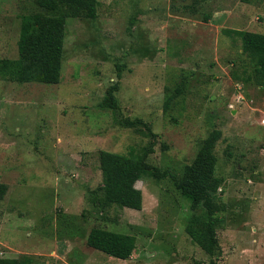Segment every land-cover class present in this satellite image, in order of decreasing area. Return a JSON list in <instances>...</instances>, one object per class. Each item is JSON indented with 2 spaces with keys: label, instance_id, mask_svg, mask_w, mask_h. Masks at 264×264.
Here are the masks:
<instances>
[{
  "label": "rangeland",
  "instance_id": "374dc122",
  "mask_svg": "<svg viewBox=\"0 0 264 264\" xmlns=\"http://www.w3.org/2000/svg\"><path fill=\"white\" fill-rule=\"evenodd\" d=\"M99 1L97 18L67 19L59 83L0 78V253L28 264H264V87L245 81L252 66L235 31L264 33V0ZM39 11L37 0H0V58L19 57L22 17ZM117 81L119 108H102ZM214 129L218 256L187 232L200 200L171 175L136 182L140 210L97 204L101 150L148 153L160 174L180 175ZM94 227L134 234L132 256L88 246Z\"/></svg>",
  "mask_w": 264,
  "mask_h": 264
},
{
  "label": "trees",
  "instance_id": "16d2710c",
  "mask_svg": "<svg viewBox=\"0 0 264 264\" xmlns=\"http://www.w3.org/2000/svg\"><path fill=\"white\" fill-rule=\"evenodd\" d=\"M252 3L256 0H243ZM45 11L27 14L21 22V50L18 58H0V78L19 83L39 82L57 84L62 77V62L67 19L98 16L99 0H37ZM228 34L234 30L224 29ZM242 39L243 52L249 57L251 70L245 81L264 87V33L235 30ZM118 75H121L119 71ZM120 82L112 84L100 103L105 109L116 110L119 100L116 92ZM142 120L126 119V126H135ZM222 138V131L214 129L203 140L194 161L184 166L179 175L159 170L147 162L146 153L138 157L123 153L101 150L99 152L103 185L95 190V200L103 208L112 205L142 209L143 193L136 182L145 172L166 177L171 175L176 187L183 196L199 198V210L193 214L187 225V232L200 247L211 256H218L221 247L216 226L218 214L225 211V205L219 202L217 195L222 179L215 174L218 158L216 145ZM9 190L6 183L0 182V202ZM88 246L119 259H129L137 246L134 234L116 232L100 227L91 229L87 236ZM29 258L16 259L3 257L0 264H28Z\"/></svg>",
  "mask_w": 264,
  "mask_h": 264
}]
</instances>
